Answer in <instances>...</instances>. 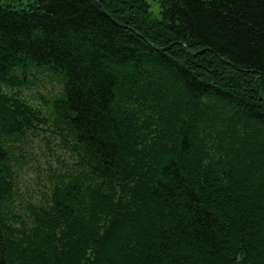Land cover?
Segmentation results:
<instances>
[{
    "label": "trees",
    "instance_id": "obj_1",
    "mask_svg": "<svg viewBox=\"0 0 264 264\" xmlns=\"http://www.w3.org/2000/svg\"><path fill=\"white\" fill-rule=\"evenodd\" d=\"M156 1L0 4V83L61 76L81 156L13 230L6 147L42 119L0 96V264H264V0Z\"/></svg>",
    "mask_w": 264,
    "mask_h": 264
},
{
    "label": "rangeland",
    "instance_id": "obj_2",
    "mask_svg": "<svg viewBox=\"0 0 264 264\" xmlns=\"http://www.w3.org/2000/svg\"><path fill=\"white\" fill-rule=\"evenodd\" d=\"M36 2L37 0H0L1 5L10 4L16 9L35 8ZM145 2L151 16L159 19V3L156 0ZM29 66L23 72L14 71L8 75L9 80L7 78L6 82L0 83L1 97H9L10 101L17 98L24 100L34 114L39 112L42 119V122L32 121V128H26L20 138L16 137L6 147L10 148L8 151L14 179L12 192L2 207L11 217L9 219L5 216L7 224L13 230L25 231L36 225L29 208L35 207L37 210L39 207H49L52 191L59 181L62 183L63 177L72 173L75 164L81 162L80 151L78 155L74 147L61 142V137L68 142H72L73 138L65 132L63 125L59 128L54 126L52 104L63 92L61 76L54 75L45 66ZM0 210L2 212V208ZM13 218H16L14 223Z\"/></svg>",
    "mask_w": 264,
    "mask_h": 264
},
{
    "label": "bare ground",
    "instance_id": "obj_3",
    "mask_svg": "<svg viewBox=\"0 0 264 264\" xmlns=\"http://www.w3.org/2000/svg\"><path fill=\"white\" fill-rule=\"evenodd\" d=\"M143 39V38H142ZM205 102V101H204Z\"/></svg>",
    "mask_w": 264,
    "mask_h": 264
}]
</instances>
